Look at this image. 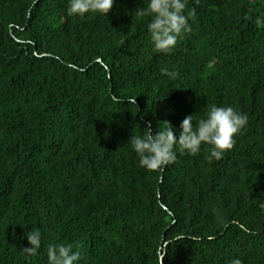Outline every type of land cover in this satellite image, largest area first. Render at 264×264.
<instances>
[{
  "label": "trees",
  "instance_id": "trees-1",
  "mask_svg": "<svg viewBox=\"0 0 264 264\" xmlns=\"http://www.w3.org/2000/svg\"><path fill=\"white\" fill-rule=\"evenodd\" d=\"M68 4L0 0V264L77 243L79 264H264V0H189L192 31L169 55L135 14L147 0L84 19ZM212 104L249 118L222 160L202 146L139 166L131 136L149 122L178 135Z\"/></svg>",
  "mask_w": 264,
  "mask_h": 264
},
{
  "label": "clouds",
  "instance_id": "clouds-1",
  "mask_svg": "<svg viewBox=\"0 0 264 264\" xmlns=\"http://www.w3.org/2000/svg\"><path fill=\"white\" fill-rule=\"evenodd\" d=\"M188 3L189 0H147L146 6L135 9L138 18H149L147 29L155 52L172 54L178 40L191 33L189 21L194 20L197 13L195 7L188 10ZM196 3L199 4V0ZM113 6L114 0H69L67 13L80 19L96 14L108 16ZM256 23L264 25V18L258 17ZM161 73L169 78L177 75L167 68H162ZM111 99L116 104L122 102L115 94ZM193 116L189 115L181 122L178 135L174 134L177 130L168 123L167 127L154 134L149 122L142 135L131 136L129 143L139 159V166L148 172H159L176 162L178 152L180 155L196 156L202 146H208L206 158L210 163L220 161L233 149L235 137L242 133L249 122L247 114L231 106L215 104L208 106L198 126H194ZM26 237L31 246L24 248L23 252L26 257L37 256L42 241L40 230H31ZM192 239L195 241L199 237ZM82 247L80 243L49 244L48 264H79L83 258L79 250ZM230 264H243V261L236 257L231 259Z\"/></svg>",
  "mask_w": 264,
  "mask_h": 264
}]
</instances>
